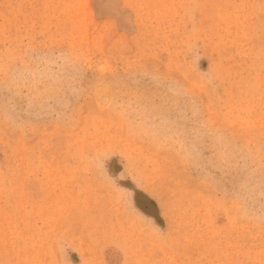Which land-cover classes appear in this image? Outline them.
Here are the masks:
<instances>
[{
  "label": "rangeland",
  "instance_id": "rangeland-1",
  "mask_svg": "<svg viewBox=\"0 0 264 264\" xmlns=\"http://www.w3.org/2000/svg\"><path fill=\"white\" fill-rule=\"evenodd\" d=\"M0 264H264V0H0Z\"/></svg>",
  "mask_w": 264,
  "mask_h": 264
},
{
  "label": "trees",
  "instance_id": "trees-1",
  "mask_svg": "<svg viewBox=\"0 0 264 264\" xmlns=\"http://www.w3.org/2000/svg\"><path fill=\"white\" fill-rule=\"evenodd\" d=\"M136 194H137L136 201H137V203H138V206H139V208H140L141 210H143L144 212H147V210H146V209H145V208L139 203L138 200H139V197H140V196L145 197L150 205H152V206H156V205H155V202H154L150 197H148L146 194L142 193L141 191H137Z\"/></svg>",
  "mask_w": 264,
  "mask_h": 264
}]
</instances>
